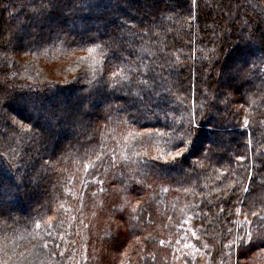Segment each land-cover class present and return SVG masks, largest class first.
<instances>
[{"label": "trees", "instance_id": "16d2710c", "mask_svg": "<svg viewBox=\"0 0 264 264\" xmlns=\"http://www.w3.org/2000/svg\"><path fill=\"white\" fill-rule=\"evenodd\" d=\"M40 5L0 0V264H171L166 218L186 214L213 263L248 261L259 246L233 239L238 207L264 231V0ZM82 197L102 218L75 238Z\"/></svg>", "mask_w": 264, "mask_h": 264}, {"label": "rangeland", "instance_id": "374dc122", "mask_svg": "<svg viewBox=\"0 0 264 264\" xmlns=\"http://www.w3.org/2000/svg\"><path fill=\"white\" fill-rule=\"evenodd\" d=\"M111 14L114 15V11H112ZM241 45L242 46L250 45V43L235 44L232 47V49L229 50L230 52L228 55H230V53L233 52L234 49H236L235 47L237 46L240 47ZM228 58L230 61L236 60L235 55L233 54ZM65 68H66V61H59V62H56L50 65L49 70H50V73L52 71L54 72V70H59L60 72H62L65 70ZM58 74H59L58 72H55V74H51V76L53 78L60 79V77H58ZM22 116L24 117V114ZM72 184H75V182L73 181ZM84 189L85 187L83 188V192L85 191ZM103 192L104 190L100 188V193H103ZM170 192L171 191L168 188H166L165 193L170 194ZM8 193H9L8 189L1 190L0 197L3 199H6V198L9 199ZM36 197L37 195L34 196V199H36ZM81 199H82V203L79 205V210L76 209V211H79L81 214H77L76 212L72 213V216H73L72 225H74V228L73 227L70 228V234L74 235V232H75V235H74L75 238L80 237V236H91L92 225H94V223L96 224V226L99 225L101 222V218H102V216H100V218L97 221H94L95 215L93 214V212L84 214L85 206H84L83 197ZM235 218H236L235 222H236L237 229H240V233L238 235L236 234L237 236H235L233 239L235 241H238L234 245L236 249L240 245L239 243L240 239L243 238L245 240L244 246H246L248 239L249 238L254 239L255 237H257L258 233L261 231L262 228L259 226L260 219L258 217L254 216V214L246 213L240 207H238L235 210ZM166 219L169 220V222L172 224L176 223L177 224L176 228H181L180 230L184 233V234L180 233L179 237H175L173 240H170L169 242H167L168 245L171 246V248H169L168 245L164 244L163 242L164 247L166 248L167 246V250L169 251V257H170L171 264H216L212 262V256L206 254V249L208 248L206 245V242L203 240L199 241L197 239L196 234H198L200 227L198 223H196L195 225V220L192 215L190 214L183 215L180 220H177V216H172L171 218H166ZM76 224H77V228L75 229ZM193 233L195 234L193 235ZM87 241L88 239L84 237V242L81 243L80 246H79V242L76 243V245L79 248V251L81 250L83 253L82 263H84L85 258H87L86 256ZM130 244L131 245L127 246V251L130 250V246L132 248V243ZM79 254L80 253H78V255ZM1 255H2V252L0 251V256ZM14 256L15 255L11 256L12 258L10 259H13ZM117 257L115 258L116 262L119 260ZM10 259L9 261L12 262V260ZM232 262L233 260L230 262V264H232ZM119 263L120 262H118V264ZM5 264H11V263L8 262ZM76 264H80L79 260L76 261ZM234 264H264V245H260L258 250L254 252L252 256H250L248 261L234 260Z\"/></svg>", "mask_w": 264, "mask_h": 264}, {"label": "snow or ice", "instance_id": "6c2138e0", "mask_svg": "<svg viewBox=\"0 0 264 264\" xmlns=\"http://www.w3.org/2000/svg\"><path fill=\"white\" fill-rule=\"evenodd\" d=\"M51 5H52V0H41L40 10H43L44 8L49 7ZM88 51L91 52L92 49H89ZM237 73L239 76L243 75L242 66H239L237 68ZM113 75H116V73H113ZM194 124H195L194 120H189V127L187 129H184L183 124H181L179 128L175 129L174 135L177 136V139H183L184 144H186V137H188L191 134L190 133V127H194ZM180 133H182V134H180ZM184 151H185V148L180 147L177 150H175L174 153H168V155L170 157H172L171 160H161L159 157H157V158H154V161H163V162L172 161V160H175L177 157H179L181 155V153ZM0 216H4V210L2 208H0ZM194 234L195 233H193V235ZM258 241H259V243L257 245L256 240L249 238L247 241V245L240 249V254L241 255L246 254V251L248 249H250L253 245H256V246L264 245V231H262L260 233V235L258 237ZM161 243H163V242H161ZM239 243L241 245H245V240L242 238V239H240Z\"/></svg>", "mask_w": 264, "mask_h": 264}, {"label": "bare ground", "instance_id": "6f19581e", "mask_svg": "<svg viewBox=\"0 0 264 264\" xmlns=\"http://www.w3.org/2000/svg\"><path fill=\"white\" fill-rule=\"evenodd\" d=\"M237 49L241 50V47H239V48H237ZM239 50H238V51H239Z\"/></svg>", "mask_w": 264, "mask_h": 264}]
</instances>
